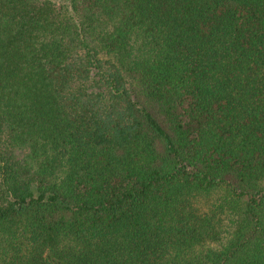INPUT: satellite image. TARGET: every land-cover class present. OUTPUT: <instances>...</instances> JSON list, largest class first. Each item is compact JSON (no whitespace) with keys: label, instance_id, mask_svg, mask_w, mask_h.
Instances as JSON below:
<instances>
[{"label":"trees","instance_id":"trees-1","mask_svg":"<svg viewBox=\"0 0 264 264\" xmlns=\"http://www.w3.org/2000/svg\"><path fill=\"white\" fill-rule=\"evenodd\" d=\"M0 264H264V0H0Z\"/></svg>","mask_w":264,"mask_h":264}]
</instances>
